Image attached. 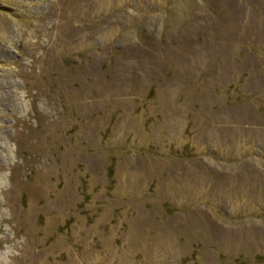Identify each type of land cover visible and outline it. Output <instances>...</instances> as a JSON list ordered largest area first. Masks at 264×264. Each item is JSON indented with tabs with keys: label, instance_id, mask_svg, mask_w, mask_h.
Instances as JSON below:
<instances>
[{
	"label": "rangeland",
	"instance_id": "obj_1",
	"mask_svg": "<svg viewBox=\"0 0 264 264\" xmlns=\"http://www.w3.org/2000/svg\"><path fill=\"white\" fill-rule=\"evenodd\" d=\"M0 264H264V0H0Z\"/></svg>",
	"mask_w": 264,
	"mask_h": 264
}]
</instances>
